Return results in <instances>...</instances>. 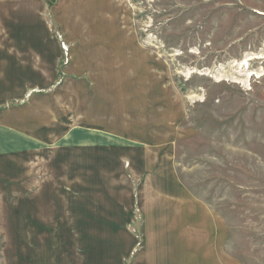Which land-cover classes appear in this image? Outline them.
<instances>
[{"label": "rangeland", "instance_id": "rangeland-1", "mask_svg": "<svg viewBox=\"0 0 264 264\" xmlns=\"http://www.w3.org/2000/svg\"><path fill=\"white\" fill-rule=\"evenodd\" d=\"M66 1L40 16L63 68L85 70L100 55V66L120 76L101 68L57 77L54 90L77 91L67 98L74 104L38 114L62 112L53 142L28 151L4 140L13 152L0 155V264L81 260L87 223L138 215L165 194V158L179 183L227 221L239 263L264 264V0H68L65 9ZM55 23L78 40L74 60ZM248 56L259 60L243 70ZM91 88L109 104L87 96Z\"/></svg>", "mask_w": 264, "mask_h": 264}, {"label": "crops", "instance_id": "crops-1", "mask_svg": "<svg viewBox=\"0 0 264 264\" xmlns=\"http://www.w3.org/2000/svg\"><path fill=\"white\" fill-rule=\"evenodd\" d=\"M47 2L51 5L47 6ZM56 2L0 0V33L4 35L0 37V93H24L19 97L0 99V155L13 152L4 141L6 138L9 142L14 139L25 142L30 151L34 145L45 148L57 137L52 131L54 118L62 116V112L47 113L46 116L43 113L41 118L38 114L48 104H74L72 100L75 97L69 101L67 98L77 91L70 84L54 90L53 83L57 77L94 76V71L101 68L102 76H120L118 71L112 74L107 64L100 66V55L88 57L85 70L74 64L63 68L61 45L44 19H40L41 14L55 7ZM68 2L62 7L66 9ZM84 3L82 0L81 7ZM47 8L50 9L45 10ZM54 12L60 14L61 10L55 8ZM58 28L74 60L78 40L67 39L62 26ZM99 44L96 41L86 50H94ZM115 82L119 83L118 79ZM123 91L121 87L120 93ZM90 93L102 96L96 99L97 103L109 104L110 101L103 103L106 98L99 89H89L87 96ZM118 161H121L119 157ZM169 165L166 158L160 164L161 168L167 169L164 177L158 176L166 188L164 195L158 198L151 196L138 215L116 214L115 218L97 219L96 223L91 220L85 225V244L81 247L85 255L81 260L77 254L71 255L69 264H240L228 250L231 230L227 221L203 200L191 195L179 183ZM56 258L55 255L53 264H61Z\"/></svg>", "mask_w": 264, "mask_h": 264}, {"label": "bare ground", "instance_id": "bare-ground-1", "mask_svg": "<svg viewBox=\"0 0 264 264\" xmlns=\"http://www.w3.org/2000/svg\"><path fill=\"white\" fill-rule=\"evenodd\" d=\"M253 60H259V57H256V56H248V57H246L245 60L243 62H241L240 67L244 70L245 67H248V62L253 61ZM254 75L255 74H249V75H247L246 79H248L249 77H253Z\"/></svg>", "mask_w": 264, "mask_h": 264}]
</instances>
